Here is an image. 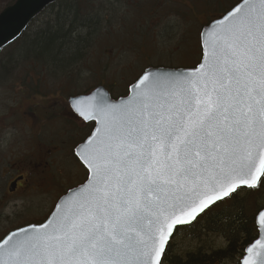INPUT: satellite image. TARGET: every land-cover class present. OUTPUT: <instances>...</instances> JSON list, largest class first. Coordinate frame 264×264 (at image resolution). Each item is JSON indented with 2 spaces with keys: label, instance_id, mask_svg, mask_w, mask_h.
<instances>
[{
  "label": "snow or ice",
  "instance_id": "snow-or-ice-1",
  "mask_svg": "<svg viewBox=\"0 0 264 264\" xmlns=\"http://www.w3.org/2000/svg\"><path fill=\"white\" fill-rule=\"evenodd\" d=\"M190 72L145 73L118 104L74 102L97 128L77 155L88 181L47 223L0 242V264H162L174 231L264 178V0L201 34ZM264 231V211L256 217ZM242 264H264V238Z\"/></svg>",
  "mask_w": 264,
  "mask_h": 264
},
{
  "label": "rangeland",
  "instance_id": "rangeland-1",
  "mask_svg": "<svg viewBox=\"0 0 264 264\" xmlns=\"http://www.w3.org/2000/svg\"><path fill=\"white\" fill-rule=\"evenodd\" d=\"M110 3L108 1V5L106 3L103 8H111L113 5L118 8L119 14L110 15L113 13L110 11V14L102 16L104 21L110 20V23H105L108 26L105 28L106 31H102L93 39L88 51L69 74L45 79L46 83L41 86L40 93L43 96L29 95L30 91L22 90L18 81L0 83V123H4H1V126L4 125L2 132L5 136L0 138L1 147L10 144L9 142H19L20 148H23L21 140L24 131H28L25 123L29 122L26 116L31 113L26 112L29 106L37 105L35 111L37 110L39 117L36 118V122L42 116L41 106L46 108V117L43 119L47 120L49 115L52 125L46 126L44 121L39 123L42 124L41 129L43 128L47 140L55 139V131H64V127L70 130L73 127V134L76 131L77 138L81 139V135L87 132L86 127L74 123L69 116L68 120L63 117L67 112L66 103L69 96L88 92L97 85H103L114 96L121 95L147 66L175 68L192 67L198 63L199 32L207 24L208 18L207 12H203L202 0H141L139 3L131 1V5L134 6L128 9L124 1ZM48 15L38 16L30 25V30H35L40 24L47 22ZM4 55L5 53L0 54ZM22 71L24 67L18 68V73L13 77L19 78ZM10 135L14 136L9 137ZM17 135H21V139H18ZM58 168L61 169L51 170L55 176L53 182L49 181V185L37 187L34 192L17 199L14 202L16 208L5 210L6 215L14 209L16 216L15 220L0 223V232L2 228L3 233L16 224L40 218L50 209L57 196L54 186L59 189L58 185H71L74 178L79 175L77 168L71 163ZM59 172L61 178L66 177V180L72 182L63 183L64 181L57 177ZM197 227L196 224L193 229L181 231L172 238L170 245L174 253L182 256L187 251H194L200 247L218 249L226 245V240L218 233L205 231L198 234L201 227ZM224 264L233 263L229 261Z\"/></svg>",
  "mask_w": 264,
  "mask_h": 264
},
{
  "label": "trees",
  "instance_id": "trees-1",
  "mask_svg": "<svg viewBox=\"0 0 264 264\" xmlns=\"http://www.w3.org/2000/svg\"><path fill=\"white\" fill-rule=\"evenodd\" d=\"M1 1L0 10L13 2ZM108 1L110 4L124 1L128 9L134 6L131 5V1L139 3L141 0H58L50 4L38 15L49 14L47 22H43L35 30H30V25L37 16L17 40L0 51V54L5 53L4 56H0V83L18 81L22 90L38 91L40 86L46 83V78L69 74L88 51L93 39L108 28L110 20L104 21L102 16L110 14V11L113 12L110 15L119 14L118 8L113 5L111 8H103L106 3L108 5ZM238 1L240 0H202L203 12H207L208 17L206 23L220 17ZM23 67L21 76L17 79L13 77L18 73V68ZM30 93L29 95H32ZM263 190L262 178L257 188L237 190L227 199L206 210L192 224L179 227L174 233L175 236L181 231L191 230L197 224L199 228L201 227L198 234L213 231L222 236L226 240L224 247L218 249L200 247L181 256L172 251L169 243L162 262L224 264L230 261L237 264L244 247L257 236L254 217L264 206Z\"/></svg>",
  "mask_w": 264,
  "mask_h": 264
},
{
  "label": "flooded vegetation",
  "instance_id": "flooded-vegetation-1",
  "mask_svg": "<svg viewBox=\"0 0 264 264\" xmlns=\"http://www.w3.org/2000/svg\"><path fill=\"white\" fill-rule=\"evenodd\" d=\"M37 93L40 94V92ZM126 93L127 90L121 95L114 96L111 94V97L115 99L126 95ZM41 96H43V94ZM66 105L67 112L66 114H63L64 116H62L67 120L71 118L74 123L82 126L83 128L86 127L87 129V132L81 135V139L77 138L78 134L76 131H74L73 134V127H71L70 130L66 129L64 127L65 125H62L65 130L55 131L56 138L47 140V138L44 136L43 128L41 129L42 124L39 122L44 121L46 126L47 124L51 126L52 122L50 121L49 115L47 120L43 119V117H46L47 113L44 106H41L40 113H42V116H40V120L36 122V118H38L39 115L36 112L37 110L35 111V107H37V105H33L31 107L29 106L28 110L26 111L27 113H31L26 115L29 119V122L25 123L28 131H24L25 133L22 135L21 144L24 145L23 148H20L19 142H9L11 145L18 144L16 146H11L10 144H6L3 147L0 146V223H4L5 220H15L16 214L13 211L14 209L6 215L4 212L9 208H16V203L14 202L17 199H21L23 196H25V194L34 192L37 187L49 185V181L53 182L55 180V176L52 175L51 170L61 169L58 167L71 163L77 168L79 175L74 178V183L71 185H58L59 189H57V186H54L55 195L57 196L52 202L50 209L44 215H42L37 220L35 219L16 224L3 233L2 230L4 228H2L0 232V234L2 233L0 240L8 232L14 229L28 224H38L43 222L53 209L57 200L68 190L83 183L87 178L88 172L76 157L75 148L91 133L94 127V122L85 121L71 109L68 103H66ZM1 123L0 138L5 137L2 132L4 125L1 126ZM70 131L71 133H69ZM12 136L14 135H10L9 137ZM17 137L18 139H21V135H17ZM60 175L61 172H59L57 177L61 178ZM61 180L64 181L63 183L69 182L66 180V177H62ZM71 182L72 181L69 183Z\"/></svg>",
  "mask_w": 264,
  "mask_h": 264
},
{
  "label": "water",
  "instance_id": "water-1",
  "mask_svg": "<svg viewBox=\"0 0 264 264\" xmlns=\"http://www.w3.org/2000/svg\"><path fill=\"white\" fill-rule=\"evenodd\" d=\"M56 1H58V0H13L12 3L4 6L0 10V51L3 48H5L6 46H8L9 44L13 43L15 40H17L20 37V35L26 30V28L31 23V21L36 16H38L47 6H49L50 4H52V3L56 2ZM242 3H243V0H240L238 3H236L231 9H229L221 17L211 21L210 23H208L207 25H205V26H203L201 28L200 33H199V44H200L201 55H200L199 62L194 67H175V68H173V67H162V66L147 67L146 69L143 70V72L140 74V76L128 87V94L126 96L119 97L117 99H112L110 97L109 92L102 85H99V86L95 87L91 92H89L87 94H80V95L69 97L68 103H69L70 107L72 108V110L78 116H80L79 113L73 107L74 102H76L78 100H83V99H85L87 97L101 96V95L104 98H106L109 103H114V104H118L122 100H127L132 95L133 87L136 85V83L139 81V79L145 73L163 74V73H179V72H190V71H193L195 68H197L199 66L200 63L203 62V59H204V51H205V49H204L203 40L201 38V34L207 32L210 26L214 25L217 21L221 20L230 11H232L235 7L239 6ZM88 121H93L94 122V127H93L91 133L84 139V141L81 142L75 148V155L79 159L81 164L86 168L87 172H88V169H87L86 165L83 163L81 158L77 155V153L81 150V147L85 144V142L88 140V138L90 136H92V134L95 132V130H96L97 126H98L96 120H87V122ZM88 175H89V173H88ZM88 175H87L86 180L82 184H80L77 187H74V188L68 190L63 196H61L58 199V201L56 202L53 210L51 211V213L49 214V216L46 218V220L44 222H42L40 224H29V225H25V226L19 227V228L15 229V230H12L9 233H7L0 240V242H2L6 237L11 235L13 232H19V231L24 230V229L30 231L34 227H38L41 224L47 223L48 220L52 218L53 213L56 211V206L58 204H61L64 200H66L69 196H71L72 193L79 191L81 186L84 185L85 183H87ZM243 188L250 189V188H247L246 186H241L239 189H243ZM224 199H226V198H224ZM218 202H220V201H218ZM218 202H216V203H218ZM213 205H211V206H213ZM260 211H264V206L262 207V209H260L256 213V215L254 217V224H255V227H256V230H257V236L251 243H249L248 245L245 246V248L243 249L242 256L239 259L238 264H242V260H243L244 256L247 255L246 249L250 245L255 243L256 240L264 238V231H262L258 227V225L256 223V217H257V215L259 214ZM201 214H199V215H201ZM185 225H189V224H185ZM185 225H179L177 227L185 226Z\"/></svg>",
  "mask_w": 264,
  "mask_h": 264
},
{
  "label": "bare ground",
  "instance_id": "bare-ground-1",
  "mask_svg": "<svg viewBox=\"0 0 264 264\" xmlns=\"http://www.w3.org/2000/svg\"><path fill=\"white\" fill-rule=\"evenodd\" d=\"M40 87H41V86H40ZM41 91H42V90H41V88H40L38 91L34 90V91H30V92H31L32 95H35L37 92H40V93H41ZM37 94H38V93H37Z\"/></svg>",
  "mask_w": 264,
  "mask_h": 264
}]
</instances>
